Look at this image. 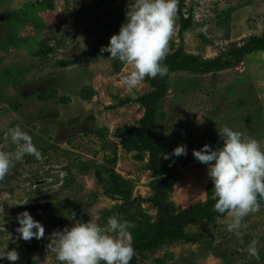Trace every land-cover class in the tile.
I'll use <instances>...</instances> for the list:
<instances>
[{
  "label": "rangeland",
  "instance_id": "1",
  "mask_svg": "<svg viewBox=\"0 0 264 264\" xmlns=\"http://www.w3.org/2000/svg\"><path fill=\"white\" fill-rule=\"evenodd\" d=\"M133 2L0 0V150H15L5 136L19 125L44 157L26 156L0 181V244L20 254L19 261L0 264H60L48 236L76 221L99 217L105 224L118 215L132 223L133 238L136 227L158 222L165 177L152 162L142 122L144 101L157 87L145 78L127 88L123 77L132 66L101 51ZM180 3L191 25L181 38L177 11L168 54L183 44L187 55L203 61L229 59L264 30V0ZM166 81L165 116L157 127L161 152L175 163L166 200L180 212L206 199L207 165L192 153L205 144L222 146L220 128L240 131L264 149V52L222 71L176 70ZM179 145L187 146V155H171ZM24 211L45 227L44 239L17 240V216ZM230 223L226 213L214 223L190 225L195 241L138 252V264H264V208L244 218L240 235L227 231ZM253 240L259 261L246 250Z\"/></svg>",
  "mask_w": 264,
  "mask_h": 264
},
{
  "label": "clouds",
  "instance_id": "2",
  "mask_svg": "<svg viewBox=\"0 0 264 264\" xmlns=\"http://www.w3.org/2000/svg\"><path fill=\"white\" fill-rule=\"evenodd\" d=\"M179 0H134L126 13V21L119 32L113 34L101 51L109 53L113 60L132 66L123 77L129 89H135L145 78L164 77L169 68L162 63L169 53V41L174 33ZM222 146L213 149L208 144L193 150V156L207 165L213 189L214 211L231 217L229 233L240 235L243 220L261 210L264 198V149L258 140L245 137L244 133L225 125L218 130ZM5 139L15 145L14 151L0 150V181L10 169L26 156H34L43 162V155L33 143L32 136L17 125L8 129ZM164 159H170L167 153ZM176 157L187 155V146L179 145L171 153ZM27 203V202H26ZM74 219V217H73ZM19 227L17 240L31 241L45 238V227L24 211L17 216ZM132 223L118 215L107 218L105 224L99 217L87 222L76 221L73 226L54 231L48 236L47 245L60 264H130L135 249ZM258 242L253 240L247 252L260 260ZM17 262L20 254L9 250L8 244H0V260Z\"/></svg>",
  "mask_w": 264,
  "mask_h": 264
},
{
  "label": "trees",
  "instance_id": "3",
  "mask_svg": "<svg viewBox=\"0 0 264 264\" xmlns=\"http://www.w3.org/2000/svg\"><path fill=\"white\" fill-rule=\"evenodd\" d=\"M182 4H179L178 17L180 22L179 35L183 38V32L191 25V18H185L182 13ZM264 52V30L261 35H254L249 38L241 46L230 52V57H217L209 61H203L198 57L187 55L184 51L183 44L171 54H168L162 62L169 68V72L164 77L157 76L155 79L149 78L156 85L157 89L147 96L144 105L146 114L143 119V124L146 125L147 134L150 137L151 157L152 162L157 167L156 169L165 177L164 187L160 191V217L154 226H139L135 228L136 237L133 238V247L135 255L130 264H138L136 253L140 252L143 255L146 252L152 251L163 244L175 241H195L193 234L187 231L188 226L193 224L214 223L217 218L223 217L225 214L214 211V203L212 200L213 184L210 180L207 185L206 199L204 201L193 204L180 212H176L171 203L166 200L170 187L172 174L170 167L175 166L171 159H164L162 148V137L158 133L157 119L164 118V112L160 110L161 99L167 95L168 83L166 78L176 70L190 71L193 73L204 74L215 71H222L227 68L239 65L245 56L254 52ZM160 110V112H159ZM159 112V113H158ZM159 114V115H157ZM145 127V126H144ZM112 174V169H107ZM97 173L101 176L100 172ZM261 208H264V198L260 199ZM172 211V212H171Z\"/></svg>",
  "mask_w": 264,
  "mask_h": 264
}]
</instances>
